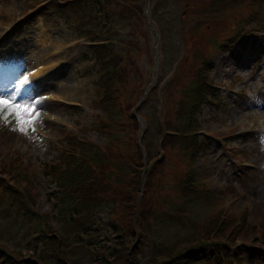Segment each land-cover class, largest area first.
I'll list each match as a JSON object with an SVG mask.
<instances>
[{"label": "rangeland", "instance_id": "1", "mask_svg": "<svg viewBox=\"0 0 264 264\" xmlns=\"http://www.w3.org/2000/svg\"><path fill=\"white\" fill-rule=\"evenodd\" d=\"M90 2L0 0V96L14 94L27 78L30 86L19 98L39 112L21 133L15 114L0 111V182L34 199V215L46 214L45 230L60 241L63 264H124L125 247L130 264H151L212 219L225 222L220 229L211 224L212 239L261 255L245 254L236 264H264V52L236 45L238 61L217 50L236 23L264 36V0H147L144 22L111 5L105 16L113 27L95 17L99 7L89 18ZM120 19L124 25H117ZM97 20L100 25L91 28ZM91 37L109 38L122 60L113 112L100 105L101 66ZM200 52L210 53L208 79L218 96L193 114L197 136L209 144L193 164L201 180L193 203L181 199L174 182L184 168L174 134L186 131L190 105L182 90ZM74 136L97 145L110 165L101 166L108 184L102 206L78 237L60 219L57 190L44 166L56 163ZM11 203L5 192L0 195V248L16 259L43 256L29 249L26 228L34 222ZM39 243L47 247L48 240ZM42 259L56 264L48 253Z\"/></svg>", "mask_w": 264, "mask_h": 264}, {"label": "trees", "instance_id": "2", "mask_svg": "<svg viewBox=\"0 0 264 264\" xmlns=\"http://www.w3.org/2000/svg\"><path fill=\"white\" fill-rule=\"evenodd\" d=\"M146 1L147 0H101L99 2L92 0V2L86 4V8L90 13L88 15L90 18V16H93L95 13L96 7H99L101 13L99 12L95 17L100 19V17L103 16L107 21H101V24L106 25V27H113V22H109L110 17L105 16L109 13V6L115 5L114 8L124 12L134 11L132 15L138 17L141 22H144L145 17H142L141 14L144 11V7L147 5ZM261 5V7L264 8L263 2ZM91 8L94 9L93 14L90 12ZM126 21V28L134 30L135 27L132 26L133 22ZM98 22L100 21H92L91 28L93 24H98L97 26H99L100 23ZM120 22L121 23L117 25H124L125 20H121ZM255 24L257 26L259 25L256 19ZM235 25V30L232 31L231 34H228L226 41L223 39L221 43L217 44V50L231 52L234 50L232 48L233 43L238 42L243 46L245 42L243 38L245 37L240 38L242 37V33L245 35L249 32V38L253 37V35L257 36L258 34L256 31H251L249 27L250 24L246 22L242 24L236 23ZM115 31L116 30L113 32ZM106 32L108 33L110 31L108 30ZM87 39L91 43V46H93L96 62L101 66L100 80L97 84L98 88H100V105L104 111L113 112V110H115L113 108L114 98H112L113 86L115 80L119 79L120 70L123 66L122 60L119 59L120 54L115 44L109 41V38L91 37ZM251 42H253V44L255 42L258 43L261 45L259 48L264 50V37L261 39L253 37ZM234 53L240 55V53L236 51H234ZM195 57L199 67L196 68L197 64H193L188 76L194 75V77L190 80L188 85L185 87L183 86L182 90V99L184 103L190 105V114L184 123L186 131L180 132V134H174L178 138L177 143L183 149L182 152L181 149L176 147L179 150L181 159L184 161L183 171L180 176L175 177L176 180L174 182L181 199L184 202L194 201L193 203L196 201L201 182L199 179V172L197 168H193V164L198 160L197 158L199 156L204 155L209 149V144L205 139L200 140L197 136L200 126H198V122L195 120L193 114L198 112L202 106H208L209 102L213 101V99L218 96L216 89L212 87L208 79V75L213 70L212 61H210V53H196ZM179 62L183 63L184 59L182 58ZM181 65L182 64H179L174 69V75L167 83L168 86L172 85L174 79L179 77V66ZM169 87L166 88L165 91L168 90ZM70 141L71 142L67 144L69 149L64 152V154L61 153L62 155H60L56 163L44 166L46 168V176L51 178L57 190V208L59 210L60 219L64 223V226H68V228L75 233L74 235L78 237L88 230V216L96 213L98 208L102 206L103 193L108 191V184H104L102 181V178L106 177L107 174L104 169H101V166L107 168L110 165L97 145L95 146L75 136L72 137ZM140 173L142 172L140 171ZM137 178L138 174L136 179ZM137 183L141 185V180L139 182L137 179ZM4 192L12 199L10 205H15L17 210L20 211L21 218H26L34 222V225H30L26 228L27 234L32 236L29 240V244L32 246L29 249H31V253L34 256H38L36 251L43 252V256L39 255L38 258L34 257L33 260L16 259V257L11 258L0 248V264H36V262L38 264H44L46 262L42 257L44 258L47 253L49 256H54L56 264H63L61 256L58 257L61 252L59 250L60 241H55L54 237L49 236L45 230L48 224L46 214L38 215L35 213L34 215V212L30 211V208L32 209L34 207L35 200L33 199L31 202V199L28 198L24 190H22V192H20L19 189L15 191L10 187H5L0 182V195L4 194ZM211 224L215 227L218 224V229H220L225 222L223 221L220 224L219 221L217 223L216 219L210 220L206 227L193 233L189 239L186 241L180 240L175 247H173L171 254L165 259L155 258L151 264H236L235 261L243 259L242 257L245 254L249 255L250 258L256 257L258 260L261 258V255L254 253L250 254L251 248L246 245L233 248L221 240L212 239L211 233L216 230V228H213ZM40 238L48 240L47 247L44 243H42L43 247H38L40 244L39 242H41ZM238 248H242L243 250L239 251ZM124 249L126 252L121 254L120 259L123 260L124 264H130L129 255L132 254V252L127 253L130 251V248L125 247ZM133 260L134 257H132L131 261Z\"/></svg>", "mask_w": 264, "mask_h": 264}, {"label": "snow or ice", "instance_id": "3", "mask_svg": "<svg viewBox=\"0 0 264 264\" xmlns=\"http://www.w3.org/2000/svg\"><path fill=\"white\" fill-rule=\"evenodd\" d=\"M26 86H30L27 78L19 81L14 94L8 97L0 96V111H8L15 114L16 123L21 133L25 132V126L30 127L37 121L39 116V112L36 111V105L34 103L29 104L19 98L22 90ZM33 112H35V115H32Z\"/></svg>", "mask_w": 264, "mask_h": 264}]
</instances>
